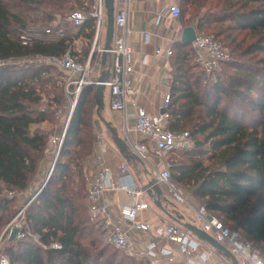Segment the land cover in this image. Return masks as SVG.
I'll return each instance as SVG.
<instances>
[{"label": "trees", "instance_id": "trees-1", "mask_svg": "<svg viewBox=\"0 0 264 264\" xmlns=\"http://www.w3.org/2000/svg\"><path fill=\"white\" fill-rule=\"evenodd\" d=\"M47 1L0 0V229L9 221L5 213L14 200L3 191L26 190L47 147L46 134L31 133L32 124L51 119L52 113L40 107L44 94L50 95L46 92L49 87L61 88L54 66L21 65L18 61L62 56L72 48L67 37L30 38L23 43L26 11H39L35 7L50 4ZM207 1L188 2L204 8ZM218 2L222 3L220 9L210 8L197 21L199 33L210 21H228L218 35L224 34L243 55L264 52V0ZM181 18L185 20L183 9ZM232 31L244 32L252 41L243 46L245 38L237 43ZM94 32V20L89 18L80 33L92 40ZM191 47L180 43L171 56L167 125L173 132L188 131L194 141L193 148H180L186 158L170 163L172 179L192 191L227 227L240 232L264 258V58L258 64L236 68L227 79L219 76L213 80L214 74L193 72L197 66ZM93 89L96 101L95 86L82 89L63 138L60 159L26 215L22 231L38 235L40 243L29 237L8 240L4 251L12 264H144L109 241L113 250L108 252L103 245L106 230L98 222L102 230L96 228L83 202L86 197L74 188L72 161L93 151L91 125L85 120ZM56 98L53 100L58 101ZM206 146L207 161L197 156ZM65 157L67 160L62 159ZM55 243L58 246H52Z\"/></svg>", "mask_w": 264, "mask_h": 264}, {"label": "built area", "instance_id": "built-area-1", "mask_svg": "<svg viewBox=\"0 0 264 264\" xmlns=\"http://www.w3.org/2000/svg\"><path fill=\"white\" fill-rule=\"evenodd\" d=\"M131 1H114V36L105 65L107 75L104 84L109 91L108 104L110 109L113 112L121 113L123 116L122 138L127 143L128 150L143 163L151 165L150 155L152 153L163 157L173 150L189 146L191 138L188 131L173 132L168 128L167 124L170 118L168 107L171 101L169 92L164 94L162 105L156 113L148 112L136 98L139 88L134 85L132 76L134 59L129 29ZM168 9L174 18L181 17L182 9L179 4H170ZM89 18L94 20L95 32L93 49L86 60L79 59L70 47L62 56H34L22 59V63L47 64L57 67L71 79L67 83V90L71 86H75L77 94H80L85 86L99 84V77L93 76L95 70L93 54L97 46L100 52V60L97 63L101 65L107 26L106 0H88L85 3V8L72 10L67 21L71 27L79 29ZM45 35L52 37L51 39H60L66 37V32L63 28L51 27L45 30ZM30 38L32 37L25 34L21 35L23 43H27ZM148 39L149 34L145 33V42H148ZM192 48L195 65L209 75L215 74L220 65L230 59L229 48L213 35L197 33ZM172 54V49L166 50L167 56L170 57ZM129 103L135 109L133 126H129L127 120ZM162 109L166 111L161 113ZM63 138L64 136L61 140ZM96 140L98 151L95 160L98 163V169L88 181L85 202L90 218L104 227L108 241L114 248L147 264H162L164 259L170 264H177L182 261L187 264H227L223 259L216 261L215 250L197 238L191 231L171 223L164 225L160 235L166 242L174 246V255L156 241H147L141 246L133 235L134 231L144 232L147 236L156 234L149 221L152 207L149 203L147 189L150 186H142L132 179L125 183L118 182L113 167L106 161L109 142L100 135L96 136ZM170 168L171 165L168 161H165L162 170L153 168L154 180L168 190L176 202L187 203L193 207L194 224L225 246L237 258L239 264H264V258L253 251L250 242L240 232L227 227L204 204L194 206L188 197L181 193L173 183ZM119 169L123 174L122 178L130 177L127 162L122 161ZM120 191L128 196H134V200L129 206H126L122 217L117 218L108 193ZM25 223L24 218L23 220H16L8 228L11 231L14 226L20 227L21 233L18 238L35 237L31 232L22 231ZM37 242H39L38 239ZM0 264H12L3 248V236L0 237Z\"/></svg>", "mask_w": 264, "mask_h": 264}, {"label": "rangeland", "instance_id": "rangeland-1", "mask_svg": "<svg viewBox=\"0 0 264 264\" xmlns=\"http://www.w3.org/2000/svg\"><path fill=\"white\" fill-rule=\"evenodd\" d=\"M188 1L189 0H186V2L183 4L182 7L185 16L184 23H191L193 21L197 22L200 17H203L204 14L208 12L210 8L220 9L222 6V3L218 2L219 0H208L207 3L204 5V8L196 7L195 4L193 5ZM48 2H50V4H40L37 7H35V8H40L39 11L38 9L37 10L30 9L26 11L28 19L24 27L21 28L22 33L31 36L32 38L51 39L52 37H48L47 35H45V30L51 27L63 28L64 31L66 32V37L69 38L72 42V50L75 53V55L81 60H86L89 53L93 49L94 37L92 40L87 39L83 33H80V28L77 29L70 26V24L67 21V18L72 10L77 8H81V9L84 8L85 3L88 2V0H50L47 1V3ZM82 4L83 6H81ZM12 10L15 11L18 9L12 7ZM228 24H229L228 21L226 22L210 21L209 24L204 26V28H202V30L200 31V34L215 36L221 43H223L225 46L229 48L231 53L229 61L223 62L220 65V67L216 70L213 80H215L219 76L222 79L223 78L227 79L228 76H231L235 73L236 68L238 67L246 68L247 64L250 63L258 64V61L261 58H264V52H257L254 55H243V53H241L235 47L234 44L232 45L231 40L226 39L224 34L223 35L217 34L219 30L223 31ZM231 36L232 38L234 36L236 37L237 43L240 42L241 40H244L245 38V40L242 41L243 46H246L252 41V38L249 36H245L244 32L240 33L238 31H232ZM191 54L193 59V52ZM99 60H100V52L98 51V47L96 46L93 54V63L95 66V70L93 72L94 77L100 76L101 66L100 63H97ZM22 61L23 60H19L18 61L19 64L21 65L25 64L22 63ZM192 61L194 62V59ZM259 66H261V63H259ZM55 68L57 70L55 79L59 80L58 84L59 86H61V88L49 87L48 91L46 92H50V95H47V93H45L44 98L40 105L42 109L48 110L52 113L51 119L31 125V133H34L36 131L43 132L44 134L47 135V140H48L45 151L42 152L39 156L38 171L33 176L30 185L26 190L15 191V192L14 191L9 192L7 190L3 191V195L14 198V200L11 203H9L8 209L5 213L6 214L5 218L7 219L9 218V221L7 222V224H5L2 227L3 229H0V237L3 236L4 250L9 245L8 235L10 233V228L8 227L16 220H23V218L26 219V215L30 209V206L35 201L37 195L46 186L51 174L53 173L52 171L54 166L56 165L57 161L60 159V153L63 143V140H61V138L65 135L68 121L70 120V117L75 109L76 101L79 99V96L81 94V92L80 94H77L75 92L76 91L75 86H71L69 90H67V83L71 81V79L66 74H64L60 69H58L57 67ZM193 72L201 73V70L198 67H196L193 69ZM54 97H57L56 99L58 101H54L53 100ZM88 99L89 101H87L85 107L86 108L85 120L87 123L91 125L92 136H93L92 139L93 151L91 152V154L85 156L84 158H80L75 161H72V165H71L72 173L74 175V188L75 190L80 191L81 194L84 196V198L86 197L88 181L98 169L95 160V155L98 151V143L96 140V136L97 135L105 136L110 146L117 148V146L113 143V140L110 138L111 136L110 130L106 124V122H109V120L111 119L112 117L111 114L114 113V112L110 113V110L108 108V101H109L108 89H105V96H104L105 108L100 111V116L97 113L98 106L95 101V89H93L92 93H90ZM189 146L190 148H193L194 146L193 140H191ZM208 152H209L208 146H206L205 148L198 150L197 156L207 161ZM183 153L184 151L178 148L173 152H170L169 154L163 156V158L169 163H172L177 160L186 158L183 155ZM67 158L68 157L62 159L67 160ZM173 183L179 188V190L184 196L188 197L189 201L193 205L203 204L201 201H199L197 198L193 196L192 191L188 190L186 187L177 183L175 180H173ZM148 199L152 207L151 213H153V210H156V208L158 207L154 204L151 198ZM83 202H85V200ZM172 202L175 206L174 209L178 207L181 209H186L191 214L190 210H192V208L187 203L183 204L175 201ZM171 211L174 210L171 209ZM1 213L2 211L0 210V215ZM93 223L97 224V222L94 220ZM193 224H194V217H193ZM179 226L184 227L183 225H179ZM96 228H101V227H99V224H97ZM27 239H30L31 241L38 243L37 239L39 240V237L38 235H35V237L29 236V238ZM15 245L17 246V244ZM103 245L106 248H108V252L113 250L108 245V237L106 236L103 237ZM206 245L212 247L208 243H206ZM52 246H58V244L55 243ZM212 248L215 250L216 253L215 258H221L227 264H232L231 260L227 258L222 251L214 247ZM141 262L146 264V262L144 261Z\"/></svg>", "mask_w": 264, "mask_h": 264}, {"label": "crops", "instance_id": "crops-1", "mask_svg": "<svg viewBox=\"0 0 264 264\" xmlns=\"http://www.w3.org/2000/svg\"><path fill=\"white\" fill-rule=\"evenodd\" d=\"M185 2L186 0L131 1L129 29L130 45L133 50L134 59V72L132 75L133 82L134 85L139 88V93L136 98L150 113L158 112L163 102V96L166 92H169L170 83L172 81V58L171 56L169 57L166 55V50L169 48L173 51L176 50L177 45L181 43L182 30L185 26L192 24L197 27V22L195 21L184 23V20H182L181 17L174 18L168 9L170 4L177 3L183 7ZM145 33L149 34L148 42H145ZM100 66L101 74V72L105 70V66ZM108 108L110 113H112L113 111L110 109L109 104ZM134 111V106L129 103L127 109L129 126L134 125ZM112 114L109 123L117 129L119 135L122 137L123 132L121 128L123 124V116L119 112H114ZM110 134V138L113 140L111 131ZM102 137L106 139L105 136ZM106 161L113 167L118 182L125 183L132 179L142 186H147L150 181L155 179L153 168L162 170L166 160L163 157L161 158L152 153L150 155L151 165H149L143 163L129 150L128 152H122L118 146L115 148L109 144ZM122 161L127 162L129 165L130 177L128 178H122L123 174L119 169V165ZM108 197L112 202L117 218L122 217L126 206H129L134 200V196H128L123 191L117 193L109 192ZM171 197L169 191L164 188L162 204L171 214L179 217L180 222L174 221L161 209L156 208V210H153V213H150L149 215V221L155 229L156 234L154 236H147L144 232L134 231L133 235L141 246H143L144 242L156 241L161 247L165 250L171 251V254L174 255V246L166 242V240L160 235L161 231L166 223L175 225H182V223L185 222L193 223L194 209L190 206L192 208V210H190L191 214L186 209H181L179 207L174 209L175 206L172 201L175 200ZM148 198L150 197L148 196ZM171 209L174 211H171ZM215 260L218 261L222 259L215 258ZM162 264L170 263L164 259ZM177 264L187 263L182 261Z\"/></svg>", "mask_w": 264, "mask_h": 264}, {"label": "water", "instance_id": "water-1", "mask_svg": "<svg viewBox=\"0 0 264 264\" xmlns=\"http://www.w3.org/2000/svg\"><path fill=\"white\" fill-rule=\"evenodd\" d=\"M114 1L115 0H106V9H107V26H106V32H105V41H104V46H103V53H102V58H101V65L104 67L107 62V57H108V51L111 48L113 36H114V27H115V6H114ZM197 27L195 25H187L183 28L182 30V35H181V43L186 44V45H192L193 42L197 38ZM107 75V72L103 70L99 76V84H97L96 87V103H97V113L100 116V111L104 109L105 107V77ZM89 86H94V85H89ZM78 101V100H77ZM76 101V104H77ZM166 110L162 109L161 113H164ZM109 130L111 131L113 135V142L119 147V149L122 152H128V145L125 142V140L119 135V132L115 127L111 125V123L107 122L106 123ZM55 169V166L53 168V171ZM52 171V172H53ZM147 186V195L153 200L154 204L161 209L168 217L173 219L174 221L180 222L179 217L171 214L162 204V194L164 191V188L156 181H150ZM167 199V198H166ZM182 225L191 231L197 238H199L202 241H205L212 247L222 251L224 255L229 258L232 262V264H239L237 258L222 244L217 242L213 237H211L209 234L204 232L201 228L196 226L193 223L190 222H185L182 223ZM21 233V228L14 226L12 227L8 240L13 241L18 238V235Z\"/></svg>", "mask_w": 264, "mask_h": 264}]
</instances>
